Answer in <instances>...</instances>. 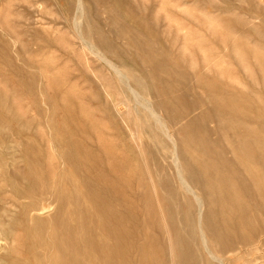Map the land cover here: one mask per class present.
<instances>
[{
  "label": "rangeland",
  "instance_id": "rangeland-1",
  "mask_svg": "<svg viewBox=\"0 0 264 264\" xmlns=\"http://www.w3.org/2000/svg\"><path fill=\"white\" fill-rule=\"evenodd\" d=\"M150 52L164 56L172 72L155 75L143 59ZM211 84L236 97L243 120L258 114L264 124V0H0V223L10 231L0 240V264L27 261L35 236L28 237L26 227L35 233L31 219L37 217L52 228L57 212L56 204L42 213L49 201L40 199L41 210L25 220L21 205L30 200H19L11 184L86 181L112 183L106 186L116 191L119 208H130L146 226L149 243L143 233L141 241L153 254L165 251L151 264H177V236L188 241L198 264H214L202 232L224 264H264V176H254L259 169L264 172V163L236 165L234 157L261 151L236 143L237 134L248 136L260 125L243 124L219 137L217 123L228 126V120L205 122L208 140L221 138L226 157L250 188L249 195L238 192L246 212H232L221 201L223 213L220 203H209L206 190L198 186L196 191L181 163L175 166L174 144L151 114L176 143L181 126L205 109H220L223 95L217 101ZM232 145L239 154L228 149ZM185 182L205 197L203 211L213 210L206 231L199 227L195 205L194 227L182 224L181 212L191 199L183 195ZM165 184L178 192L172 221ZM222 222L238 238L255 236L247 246L220 250L214 234Z\"/></svg>",
  "mask_w": 264,
  "mask_h": 264
},
{
  "label": "bare ground",
  "instance_id": "bare-ground-1",
  "mask_svg": "<svg viewBox=\"0 0 264 264\" xmlns=\"http://www.w3.org/2000/svg\"><path fill=\"white\" fill-rule=\"evenodd\" d=\"M150 53V55H145L143 59L152 67L155 75L159 73L165 74L166 71V74L172 72V67L166 64L164 56H155L154 53ZM208 89L217 101H219V94L223 95L220 101V109H205L200 116L189 120L187 124L181 126L177 131L176 143L174 138L169 136L166 127L161 124L157 114L154 111L151 114L155 118L159 129L164 130L163 135L174 144V158L172 159L175 166L177 167L181 163L184 173L189 181L193 183L192 185L196 188V191L198 186L202 190H206L209 203L211 205L220 203L222 206L218 207L223 213L227 210L221 201L229 203L232 212L244 213L246 212V207L239 200L238 192L242 190L244 195H249L250 188L247 184H243L241 171L239 169L234 170V162L226 157V150L222 146L221 138L215 143L208 140L209 131L205 122L219 117L228 120V126L217 123L215 133L219 137L224 135L225 131L229 129L234 132L238 131V127L243 124L260 125V129L252 130L248 136L241 133L236 136L238 146L241 144L257 145L261 149L258 154L245 150L241 155L239 150L233 145L228 148L241 157L238 159L234 156L235 161H238L236 165L238 163L240 165L242 161L256 164L264 163V124L261 123V118L258 114L246 115L243 120L236 110L234 102L236 97L232 93L222 92L215 84L209 85ZM162 104L163 107L169 106L167 101H163ZM234 122L237 124L234 125ZM256 133L259 136L253 138ZM69 155L72 163L75 164L74 167L78 166V160L73 158L71 154ZM194 165H197L198 168ZM254 169L253 166V172L250 171V174L255 173ZM259 170L258 173L256 171L258 175L254 174V176H259L260 178L264 176V172H260L262 169ZM179 178L184 182L180 176ZM214 181L218 182L216 184L217 187L210 184ZM227 181L237 182L240 185L237 187L226 183ZM260 182L256 180L253 183L260 184ZM89 183L90 181H86V184H36L34 182L26 185L11 184L14 194L19 200H30L29 203L21 205L25 220L30 212L41 210L38 207L40 199L49 201L46 207H42V213L50 211L56 204L57 212L53 216L52 228L48 227L46 220H41L37 217L31 219L35 225V233L28 226L26 227V233L31 238L34 235L35 240L33 249H29L30 255H28L27 261L14 259L9 261L8 264H151L155 256L160 258L161 255H165V251L162 248L156 251L155 254L151 253L147 247L148 244L141 241L143 233L144 238L149 243L148 230H146L145 225L139 222L137 215L130 208H119L121 200L114 196L116 191L114 188L106 186L112 183L108 181H105V184ZM190 185L186 184V182L181 184L184 197L189 196L191 198L181 212L184 213L185 218L182 224L186 225L189 230L194 227L195 217L191 209L195 205L197 208L199 207L197 216L199 227L206 231L205 225L209 228L213 210L208 208L203 211V207L206 206L205 197L197 196L192 188L193 186L191 185V187ZM261 185L264 186V184ZM164 188L166 193L164 202L172 221L174 219L172 208L177 206L178 192L168 184H165ZM144 194L145 192H143L142 198H144ZM146 197L147 195H145ZM147 201L149 202L148 199ZM147 212L149 215L151 214L150 206L147 208ZM22 225L26 226V224ZM155 225L157 227V224ZM1 227L0 223V240H2V237L5 238L10 232L2 230ZM253 235L255 236V232L251 236L242 235L238 238L236 233L231 234V232H228L227 225L222 222L221 228H218L217 231L215 230L214 242L220 250L229 249V251H234L238 244L247 246ZM176 239L178 248H175L173 258L175 257L177 264H198L195 257H192L188 241L178 236ZM206 240L202 232V244L207 251L209 259L214 264H224V259L221 260L212 252Z\"/></svg>",
  "mask_w": 264,
  "mask_h": 264
}]
</instances>
